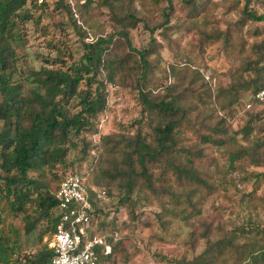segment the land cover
I'll return each mask as SVG.
<instances>
[{"label":"trees","instance_id":"obj_1","mask_svg":"<svg viewBox=\"0 0 264 264\" xmlns=\"http://www.w3.org/2000/svg\"><path fill=\"white\" fill-rule=\"evenodd\" d=\"M36 1L0 0V224L2 208L5 207L13 218L22 221L25 235H36L38 245L44 234H49L50 237L63 214L56 204L54 193L59 182L68 174H78L84 179L88 190L94 188L103 191L104 196L100 201L107 196H115L118 207L130 202L132 194L141 189L153 195H162L177 204L176 193L165 184L169 180L185 189L184 196L189 201L191 196L206 194L212 189L213 183L205 181L206 175L199 168L204 148L225 149L231 169L237 165L245 172L243 164L263 167L257 174H245L249 175L250 181L264 179V126L259 129L255 124L264 119V98L259 101L251 97L262 88L264 39L250 47V58L245 56L242 59L241 69L250 72V81L243 82L241 71L239 79L242 82L229 85L225 91L219 90L216 99L219 100L220 97L221 101L209 108L204 118L192 121L189 117L191 105L180 97V94L186 92L185 89L179 91V87L174 88L173 84L167 86L173 87L172 90L168 89L170 94L160 97H152L151 91H144L142 84L149 76V64L145 56L150 50H133L124 29L117 33L97 35L93 39L85 37L90 42L82 43V54L68 65H62V62L53 59H43V66L38 69L28 67L17 52L23 46L19 30L28 22L36 27L40 25L42 17L36 16L34 10L41 14L47 6V0H40V5H36ZM174 1L189 10H193L196 5V0H165L166 8H163V12L171 13ZM247 1L243 0L238 24L264 26V11L257 13L248 8ZM91 2L92 0H85L83 4H79L74 0L71 5L70 0H53L52 6L54 11H63L78 32L79 27L75 25V21L79 23V18L84 21L89 17L87 9ZM99 6L108 11L118 28L123 24L129 27H135L138 22H142L144 26L146 24L144 19L137 17L130 0H100ZM168 15H162L165 20L156 29H163ZM256 31L257 29L253 30ZM260 34L256 32L253 37H259ZM115 36L124 40L127 50L133 52L134 57L138 55L140 63L135 82L139 99L148 115L158 117L147 123V133L138 129L133 135H106L100 138V143L91 144L82 135L94 133L93 122L105 111V84H114L118 69H122L129 60L134 61L133 56L127 52L121 59L118 54L111 52L118 40H115ZM222 40L226 42L225 37ZM176 70L178 75L185 71L171 66L169 75H175ZM100 76L103 80H95ZM193 76L191 73L190 77ZM182 82L183 80L180 84ZM94 84L95 88L91 89ZM240 85L250 95L245 104L249 108L246 111L252 110L244 115V122L238 129L242 143L237 142L234 137L227 139L223 119L209 120L216 112L225 116L236 113L234 108L243 97L237 91ZM257 106L259 109L253 111ZM194 125L203 148L196 147V144L189 147L183 142V136L178 137L179 131L181 134L186 127H191L192 130ZM77 149L81 158L76 159V164L81 165L89 156L88 170L69 172L57 179L53 173L54 168L63 166L66 170L71 169L74 163L68 164L65 159L70 151ZM30 173L35 176L31 177ZM47 174H51V180L57 179L53 189L46 179ZM100 184L106 186L107 191ZM88 195L92 211L86 235L87 238L99 236L103 239L109 251L103 254L101 248H95V253L98 256L97 264H107L116 248H113L111 236L92 229L99 209L96 205L100 201L95 200V196L89 191ZM242 199L250 200V194H244ZM197 204L198 202L191 205L194 214L199 211L196 209ZM169 212L173 216V211ZM98 226L101 228L104 223L101 221ZM247 227L227 232L219 227H209L201 234L205 239L203 250L193 259L181 260L179 263H226L229 255L234 254L236 260L231 264H264V225L260 227L249 223ZM238 239L243 241H237ZM12 247L14 243L9 245L6 236L0 232V264H50L53 257L52 251L47 248V242L40 244L35 253L20 258L18 253L14 259Z\"/></svg>","mask_w":264,"mask_h":264},{"label":"rangeland","instance_id":"obj_2","mask_svg":"<svg viewBox=\"0 0 264 264\" xmlns=\"http://www.w3.org/2000/svg\"><path fill=\"white\" fill-rule=\"evenodd\" d=\"M263 2L264 0H248L247 7L262 13ZM52 3L53 0H47V6L41 14L34 10L36 16L42 17L38 27L28 22L19 30L23 46L17 52L28 67L38 69L43 66V59H53L62 62V65H68L82 54V43H87L85 37L93 39L97 35H108L124 29L133 50H150L145 56L149 64V76L142 84L144 91H151L152 97H160L170 94L168 89L172 90L173 87L167 86L173 84L174 88L179 87V91L185 89L186 92L180 94V97L190 103L189 117L192 121L204 118L209 108L221 101L220 97L219 100L216 99L219 90L225 91L229 85L242 82L239 79L241 71L243 82L250 81V72L241 69L242 59L245 56L250 58V47L264 39L263 25L238 24L243 0H196L193 10L174 1L171 13L163 12V8H166L165 0H130L137 17L144 19L146 24L144 26L142 22H138L135 27L123 24L120 28L114 25V19L108 11L99 6L100 0H92L87 9L89 17L84 19L83 15L84 21L80 18L79 23L75 21V25L79 27L78 32L63 11H54ZM36 5H40V0L36 1ZM164 13L169 14L167 24H163V29H156L165 20L162 16ZM254 29L261 33L259 37H253L256 33L253 32ZM223 37L226 42L222 40ZM115 40L117 41L111 52L118 54L120 59L127 52L133 56L135 63L129 60L115 73L114 84H105V111L94 120V133L82 135L91 144L100 143V138L106 135H133L138 129L147 133V123L158 117L148 115L139 99L135 82L137 66L140 63L138 55L134 57L133 52L127 50L122 38L115 36ZM262 64L264 63L261 62V66ZM171 66L183 68L185 71L178 75L176 70L175 75H169ZM191 73L193 77H190ZM95 80L101 81L103 77H96ZM181 80L183 82L180 84ZM201 85L204 87L201 88ZM94 88L95 84L91 86V89ZM237 91L243 97L234 108L236 113L225 116L216 112L209 120L211 122L223 119L227 139L234 137L237 142L242 143L238 129L244 122V115L252 110L246 111L249 109L245 105L249 100V93L244 91L242 85L237 87ZM258 109L257 106L253 111ZM255 124L259 129L262 128L264 119ZM195 127L196 125L192 130L191 127H186L181 134L179 131L178 137L183 136V142L189 147L196 144V147L203 148L196 136ZM77 158H81L79 149L67 154L65 161L68 164L74 163L73 167L67 170L63 166L55 167L53 173L57 179L69 172L88 170L89 156L81 165L76 164ZM242 167H245V172L237 165L234 169L229 168L225 149L204 148L199 168L206 175L205 181L213 183L210 192L191 196L187 201L184 196L185 189L169 180L165 184L176 193L177 204L145 189L132 194L131 201L119 207L115 196H107L105 200L98 202L96 206L99 209L92 229L111 236L113 248H116L111 260L106 263L182 264L179 261L191 260L203 250L205 239L201 234L209 227H219L224 232L240 227L247 229L249 223L262 227L264 179L250 181L249 175L245 173L257 174L263 167L255 168L246 164ZM29 175L35 176L31 173ZM46 179L50 181L49 186L53 189L57 179L51 180V174H47ZM99 186L105 191L108 189L102 184ZM244 194H250V200L242 199ZM197 202L196 209L199 211L194 214L191 205ZM2 209L0 232L6 236L9 245L14 243L12 259L18 253L19 258L35 253L40 244L50 238L49 234H44L38 245L36 235H25L22 221L13 218L6 212L5 207ZM170 210L173 211V216ZM101 221L104 226L99 228ZM235 260L233 254L229 255L226 263L217 264H231Z\"/></svg>","mask_w":264,"mask_h":264},{"label":"built area","instance_id":"obj_3","mask_svg":"<svg viewBox=\"0 0 264 264\" xmlns=\"http://www.w3.org/2000/svg\"><path fill=\"white\" fill-rule=\"evenodd\" d=\"M74 0H70L72 5ZM83 4L85 0H76ZM90 42V39H86ZM262 88L252 98L261 101L264 98V71L261 75ZM88 191L95 200L103 198L104 192L86 188L84 179L78 174H68L58 184L54 199L63 212L55 232L44 242L53 253L50 264H97L95 248H101L103 254L109 251L99 236L87 238V229L91 224L92 205Z\"/></svg>","mask_w":264,"mask_h":264}]
</instances>
